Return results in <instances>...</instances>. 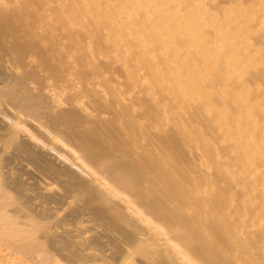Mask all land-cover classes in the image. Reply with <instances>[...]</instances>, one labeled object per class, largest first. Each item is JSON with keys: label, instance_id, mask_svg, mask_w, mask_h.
<instances>
[{"label": "bare ground", "instance_id": "6f19581e", "mask_svg": "<svg viewBox=\"0 0 264 264\" xmlns=\"http://www.w3.org/2000/svg\"><path fill=\"white\" fill-rule=\"evenodd\" d=\"M0 264H264V0H0Z\"/></svg>", "mask_w": 264, "mask_h": 264}]
</instances>
